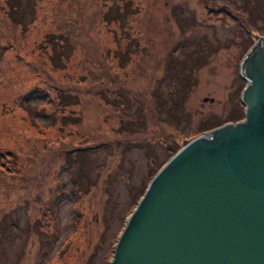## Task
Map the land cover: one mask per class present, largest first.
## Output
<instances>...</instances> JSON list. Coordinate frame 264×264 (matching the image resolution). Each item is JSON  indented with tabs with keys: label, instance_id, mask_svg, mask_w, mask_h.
<instances>
[{
	"label": "rangeland",
	"instance_id": "1",
	"mask_svg": "<svg viewBox=\"0 0 264 264\" xmlns=\"http://www.w3.org/2000/svg\"><path fill=\"white\" fill-rule=\"evenodd\" d=\"M263 35L264 0H0V264H110L181 138L244 117Z\"/></svg>",
	"mask_w": 264,
	"mask_h": 264
},
{
	"label": "water",
	"instance_id": "2",
	"mask_svg": "<svg viewBox=\"0 0 264 264\" xmlns=\"http://www.w3.org/2000/svg\"><path fill=\"white\" fill-rule=\"evenodd\" d=\"M251 45L245 119L181 138L124 214L110 264H264V35Z\"/></svg>",
	"mask_w": 264,
	"mask_h": 264
},
{
	"label": "trees",
	"instance_id": "3",
	"mask_svg": "<svg viewBox=\"0 0 264 264\" xmlns=\"http://www.w3.org/2000/svg\"><path fill=\"white\" fill-rule=\"evenodd\" d=\"M254 44V43H253ZM252 44V45H253ZM251 45V46H252ZM124 55L127 57V58H129L128 57V53H124ZM129 55H130V53H129ZM129 61V60H128ZM244 107V106H243ZM180 149V148H179ZM179 150L177 149V150H173V155L171 156V157H173L177 152H178ZM81 152H78V153H71V155H73V156H76V155H78V154H80ZM68 155H66L65 156V159H66V157H67ZM170 157V158H171ZM68 161H70V156H69V160ZM68 162L66 161V163H65V165L67 164ZM167 162H165V163H163V164H161L160 165V167H158L157 168V172H155L154 174H153V177L159 172V170L166 164ZM67 165H69V163L67 164ZM68 169L69 168H65V172H67L68 171ZM99 169H101V168H99ZM148 188V187H147ZM147 188L145 189V191H144V193L142 194V196H141V198L143 197V195L145 194V192H146V190H147ZM89 194L88 193H86V194H84V195H82L83 197H86V196H88ZM63 195L61 194V193H56L55 192V198L52 200V201H54V206H53V208L50 210V211H52L55 215H54V218H55V221H56V228H58V221H57V216H56V213L58 212V209H57V206H58V203H57V201H59L60 200V198L62 197ZM140 198V199H141ZM140 199L138 200V201H140Z\"/></svg>",
	"mask_w": 264,
	"mask_h": 264
}]
</instances>
